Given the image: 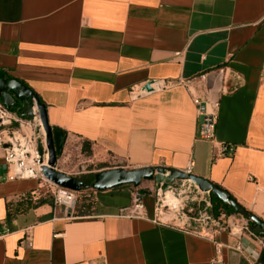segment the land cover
I'll list each match as a JSON object with an SVG mask.
<instances>
[{"label": "crops", "instance_id": "0c3cea01", "mask_svg": "<svg viewBox=\"0 0 264 264\" xmlns=\"http://www.w3.org/2000/svg\"><path fill=\"white\" fill-rule=\"evenodd\" d=\"M0 72L45 104L63 158L85 142L99 169L190 164L264 220V0H0ZM193 95L216 104L212 140L197 137ZM156 187L96 190L89 212L34 205L38 180L9 179L0 156V222L13 214L0 264H219L216 243L224 264H264L261 235L244 232L238 253L227 230L211 239L153 222ZM133 192L144 217L119 212Z\"/></svg>", "mask_w": 264, "mask_h": 264}, {"label": "built area", "instance_id": "2783aa9c", "mask_svg": "<svg viewBox=\"0 0 264 264\" xmlns=\"http://www.w3.org/2000/svg\"><path fill=\"white\" fill-rule=\"evenodd\" d=\"M202 80H207V73L199 75ZM188 82V81H184ZM170 81H162L160 87L170 85ZM154 87V83L152 84ZM192 101L196 105L199 115L202 116L198 123L197 137L205 140L214 139L216 110L207 109L206 104L202 103L200 97L193 95ZM43 151L40 153L39 148ZM234 146L230 143L221 144V153L232 154ZM0 156L7 168L9 179H36L39 187L47 184L50 188V195L53 204L62 206L66 210L72 211L75 207L78 192L48 181L42 174V166L47 161V151L45 134L40 121L36 115L26 118L19 115L17 110L8 109L0 101ZM62 154L58 161L67 163L68 159L63 158ZM62 171V170H60ZM185 173H191V165L188 164ZM68 175H79L85 172V166L77 165V172L69 169L65 171ZM169 192L173 201H166V193ZM210 195L203 192L198 187L186 180H174L171 184L160 183L155 189V203L152 213V221L168 223L178 226L186 231L194 232L199 235L213 238L220 230H227L233 243L230 247L238 253L243 252L241 237L244 232L257 235L250 229L247 219L241 215L220 214L213 217L209 213ZM119 212L127 217H144L145 205L141 194L133 192L130 203L120 208ZM8 231V228L3 230ZM262 242V241H261ZM226 246V245H225ZM215 258L213 262L222 263L218 258L223 247L221 243H216Z\"/></svg>", "mask_w": 264, "mask_h": 264}, {"label": "water", "instance_id": "95a60500", "mask_svg": "<svg viewBox=\"0 0 264 264\" xmlns=\"http://www.w3.org/2000/svg\"><path fill=\"white\" fill-rule=\"evenodd\" d=\"M154 81H148L138 91L137 95L153 90ZM0 98L6 107L15 106L17 110L26 118L36 115L40 121L45 134L47 151L46 164L42 166L43 176L50 182L74 190L80 191L82 188H93L104 190L125 184L139 186L144 180H153L155 185L160 183L171 184L174 180H186L195 184L199 190L207 192L209 195L220 199L225 205H229L235 212L253 223V232L264 236V220L255 214H248V211L239 204L223 188L202 177L185 173L174 168H164L162 166H145L140 168L126 169L122 167L106 168L97 171L90 184L82 182L78 177L68 175L56 168L57 159L63 152L66 134L60 128H52L47 120L45 104L26 85L16 79L6 80L0 74ZM40 153L43 149L39 148ZM264 261V249L261 254Z\"/></svg>", "mask_w": 264, "mask_h": 264}, {"label": "trees", "instance_id": "16d2710c", "mask_svg": "<svg viewBox=\"0 0 264 264\" xmlns=\"http://www.w3.org/2000/svg\"><path fill=\"white\" fill-rule=\"evenodd\" d=\"M0 74L6 79V80H11V79H16L13 77H10L9 75H7L6 73H1ZM17 80V79H16ZM19 81V80H18ZM22 83V82H21ZM24 84V83H23ZM25 85V84H24ZM0 101L2 102L1 98ZM3 104V102H2ZM19 104V102H16L15 106H11V107H7L8 109H12V110H17V105ZM4 105V104H3ZM5 106V105H4ZM6 107V106H5ZM18 111V110H17ZM19 115L24 117L21 112H19ZM81 152L83 153V155L88 156L90 154V150L88 145L83 142V146L81 148ZM102 166V165H101ZM96 172H92L88 175H79L75 177H78L82 182L86 183V184H90L93 180V176ZM94 191H96L93 188H82L79 192H78V196H77V200H76V204L75 206L78 208H83L84 211H90L91 208V200H90V196L91 193H93ZM38 196L35 199V203L34 205H38V204H43V203H53L52 201V197L51 195H46L44 190L42 189V187H39L38 189ZM27 199L30 197V193H27ZM231 198L234 199L233 196L230 195ZM209 213L213 216V217H218L220 214L225 213V215H239L237 212H235L233 210V208L229 205H225L224 203H222V201L220 199H217L213 196L210 195V208H209ZM248 214H252L251 212L248 211ZM13 217L12 212L9 210L7 213V216L5 218L4 221L0 222V230L1 232L3 231V229L8 228V223L10 222L11 218ZM248 225L250 227V229L253 228V223L250 220H247ZM264 238V236H263Z\"/></svg>", "mask_w": 264, "mask_h": 264}, {"label": "rangeland", "instance_id": "374dc122", "mask_svg": "<svg viewBox=\"0 0 264 264\" xmlns=\"http://www.w3.org/2000/svg\"><path fill=\"white\" fill-rule=\"evenodd\" d=\"M69 159L67 161V163H63L65 169H69V170H74L77 172V165H84L85 166V172L82 173V174H79V175H88L92 172H97L99 170H102V169H99L101 167V164L100 163L101 161H93V160H90L86 155H81V153L77 152L76 150H73V149H70V152H69ZM106 165H115L116 163H113V162H105ZM79 175H76V176H79ZM42 189L44 190L45 194L46 195H49L50 196V188L47 184H45V186L42 187ZM154 194V197H155V189L153 190L152 192ZM240 215V214H239Z\"/></svg>", "mask_w": 264, "mask_h": 264}, {"label": "bare ground", "instance_id": "6f19581e", "mask_svg": "<svg viewBox=\"0 0 264 264\" xmlns=\"http://www.w3.org/2000/svg\"><path fill=\"white\" fill-rule=\"evenodd\" d=\"M166 201H173L172 199V196L170 195L169 192L166 193V198H165Z\"/></svg>", "mask_w": 264, "mask_h": 264}]
</instances>
